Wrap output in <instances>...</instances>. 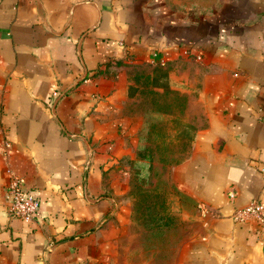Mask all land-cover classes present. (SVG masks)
<instances>
[{"label": "crops", "instance_id": "obj_1", "mask_svg": "<svg viewBox=\"0 0 264 264\" xmlns=\"http://www.w3.org/2000/svg\"><path fill=\"white\" fill-rule=\"evenodd\" d=\"M145 66L202 112L170 169L195 207L172 264H264V228L233 220L264 204V0H0V264H134ZM9 166L31 222L9 214Z\"/></svg>", "mask_w": 264, "mask_h": 264}, {"label": "rangeland", "instance_id": "obj_2", "mask_svg": "<svg viewBox=\"0 0 264 264\" xmlns=\"http://www.w3.org/2000/svg\"><path fill=\"white\" fill-rule=\"evenodd\" d=\"M157 68L136 67L130 74L128 108L142 121L141 147L150 151V166L135 170L129 195L134 264H172L190 226L187 213L195 210L171 182L170 169L188 156L202 112L170 89L165 70Z\"/></svg>", "mask_w": 264, "mask_h": 264}, {"label": "built area", "instance_id": "obj_3", "mask_svg": "<svg viewBox=\"0 0 264 264\" xmlns=\"http://www.w3.org/2000/svg\"><path fill=\"white\" fill-rule=\"evenodd\" d=\"M2 156L6 162L11 156V145L8 140L2 142ZM7 173V187L5 198L9 201V214L25 222H31L39 213L38 198L23 186L22 178L9 166ZM233 220L238 223L254 220L264 228V204L252 201L243 209L236 210Z\"/></svg>", "mask_w": 264, "mask_h": 264}, {"label": "trees", "instance_id": "obj_4", "mask_svg": "<svg viewBox=\"0 0 264 264\" xmlns=\"http://www.w3.org/2000/svg\"><path fill=\"white\" fill-rule=\"evenodd\" d=\"M149 152H150L149 149L144 148V146L140 147V149L138 151V155H137L138 156V160H139L138 161V165H137V169L143 168L145 166H147V167L150 166V155H149ZM136 175H137V173H136Z\"/></svg>", "mask_w": 264, "mask_h": 264}]
</instances>
